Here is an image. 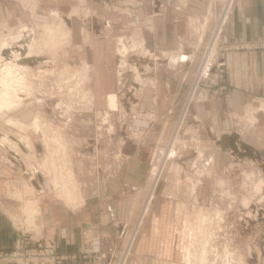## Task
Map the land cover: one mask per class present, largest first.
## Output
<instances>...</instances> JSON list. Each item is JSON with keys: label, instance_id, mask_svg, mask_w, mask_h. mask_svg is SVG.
Returning <instances> with one entry per match:
<instances>
[{"label": "crops", "instance_id": "crops-1", "mask_svg": "<svg viewBox=\"0 0 264 264\" xmlns=\"http://www.w3.org/2000/svg\"><path fill=\"white\" fill-rule=\"evenodd\" d=\"M104 1L0 0V55L6 36L15 29H35L50 23L65 27V53L86 70L74 74L102 77L101 97L104 91L109 93L107 105L119 113L107 128L104 147L97 126L89 122L88 132L83 134L78 117L72 121L73 132L68 137L81 153L75 162L79 173H88L86 187L93 190L92 196L79 200L78 207L70 208L50 197L48 180L37 181L41 174L32 159L31 164L26 161L24 183H11L2 176L3 170L12 169L14 164L8 166L0 160V249L19 242L18 199L24 198L16 190L22 187L27 193L25 200H32L39 208L32 234L43 245L57 248L64 256L59 264H113V257L129 245L131 225L138 224V243L149 249L145 246L149 233L141 227L146 215L139 219L146 183H162L159 177L166 171L171 177L169 183H204L212 167H224L236 156H252L257 147L264 146V48L233 50L218 57L224 81L220 85L212 74L182 111L184 91L196 75V61L215 32L221 43L264 41V0ZM120 38L127 40L124 56H119ZM120 57L153 66L145 68L150 82H143L135 95L130 93L129 103L116 100L122 92L116 78ZM142 71L139 74L145 76ZM215 86L225 88L228 94H210ZM35 107L25 103L1 110L0 139L12 125L9 120L17 117V108L25 109L18 118L33 130ZM41 112L37 111L38 118ZM114 124L121 126L117 140ZM30 130L26 131L29 150L37 140ZM52 149L49 145L50 154ZM83 153L89 158L80 157ZM115 172L119 174L115 176ZM131 182L137 183L136 194L127 198L124 189ZM170 217L172 220V214ZM157 228L155 225L152 233L155 252L164 245ZM101 252L109 254L106 259L92 260L84 254Z\"/></svg>", "mask_w": 264, "mask_h": 264}, {"label": "rangeland", "instance_id": "rangeland-1", "mask_svg": "<svg viewBox=\"0 0 264 264\" xmlns=\"http://www.w3.org/2000/svg\"><path fill=\"white\" fill-rule=\"evenodd\" d=\"M156 15L160 17L159 13ZM66 36L65 27H55L52 23L35 29H15L6 36L9 48L0 55V69L6 74L2 76L1 73L0 80L10 79L9 67L16 71L13 85L17 89H9L11 93L14 91L12 94L18 100L14 107L33 103L36 106V127L33 125V130L27 129L25 120L18 118L19 112L25 109H15L18 111L17 117L8 119L12 125L7 126L6 134L0 139V149L3 150L0 160L8 162V166L14 164L12 169L5 168L2 176L10 179L11 183H24L26 161L30 163L32 159L41 174L40 177L36 176L37 181L48 180L50 197L75 208L82 199L84 201L88 195L92 196L93 190L86 187L88 173H79L75 162L81 153H78L73 138L68 137L73 132L72 121L78 117L76 119L83 124V134L88 132L89 122L97 126L101 134L100 144L104 147L107 128L116 122L119 113L117 110L112 112L108 107L109 93L104 91V97H101L102 77L74 74L75 71L84 73L86 70L81 62H74L66 55ZM119 40V56H124L127 40ZM232 44L234 42H219L216 32L213 34L203 48L201 58L196 61V75L184 91L182 111L188 102L196 98L198 90L212 74L216 82L219 80L222 84L225 79L224 68L219 67L218 57L222 58L233 50L253 48L243 46L235 49ZM26 48H29V52ZM23 52L27 54L23 55ZM119 63L120 74L116 78L122 92H119L116 100L129 103L132 100L130 93L135 95L143 82H150L151 75L146 69L153 66L137 59L130 62L122 57ZM141 68L145 76L139 74ZM210 94L226 96L228 91L215 86ZM38 110L42 111V117L38 118ZM27 130L37 135L32 151L26 138ZM120 131L121 126L114 124L115 140L121 137ZM45 136L47 139H44ZM48 144L53 147V155L48 151ZM257 148L252 156H236L224 167H212L204 183H169L171 177L168 171L159 177L162 183H146V200L143 205H139V219L146 215L141 227L145 226L149 233L145 241L149 249H144L138 243V224L131 225L133 231L129 245L113 257V264H264V146ZM85 155L83 153L80 157H88ZM118 174L114 173L115 176ZM136 184H127L124 189L127 198L135 196ZM16 191L24 198L18 199L20 231L22 228L31 229L39 215L38 204L30 199L25 200L27 193L22 187ZM158 215L161 218L155 221ZM155 225L160 231V240L164 241L162 249L157 252L152 249L155 247V237L152 236ZM84 254L92 260L106 259L109 255L105 252Z\"/></svg>", "mask_w": 264, "mask_h": 264}, {"label": "built area", "instance_id": "built-area-1", "mask_svg": "<svg viewBox=\"0 0 264 264\" xmlns=\"http://www.w3.org/2000/svg\"><path fill=\"white\" fill-rule=\"evenodd\" d=\"M244 44L236 42L232 45L235 49L243 46L264 47V41L255 45L253 43ZM62 259H64V256L54 245H43L32 234V230L27 228L21 229L19 242L15 247L0 249V264H59Z\"/></svg>", "mask_w": 264, "mask_h": 264}, {"label": "bare ground", "instance_id": "bare-ground-1", "mask_svg": "<svg viewBox=\"0 0 264 264\" xmlns=\"http://www.w3.org/2000/svg\"><path fill=\"white\" fill-rule=\"evenodd\" d=\"M15 41V40H14ZM9 43L8 41L6 42V45L4 46L3 50L4 49H8ZM11 51V50H10ZM8 52V50H7ZM12 52V51H11ZM23 54H25L23 52ZM21 56V55H20ZM12 58V57H11ZM24 58H27V57H24ZM23 59V58H22ZM1 70V69H0ZM2 71V70H1ZM16 71L13 70V68L9 67V78L8 80H0V85L2 86V90H0V111L3 110V109H9L11 107H14L18 102V100L16 99V97L13 95L14 91H12V93L10 92L9 89H13V90H16L17 88L14 87L13 85V80L15 78V73ZM2 73V76L4 74H6L4 71L0 72V74ZM6 77V76H5ZM112 99H114V95L112 94L110 96ZM17 102V103H16ZM10 110V109H9ZM38 125V124H36ZM35 126V125H34ZM36 127V126H35ZM39 127V126H38Z\"/></svg>", "mask_w": 264, "mask_h": 264}]
</instances>
